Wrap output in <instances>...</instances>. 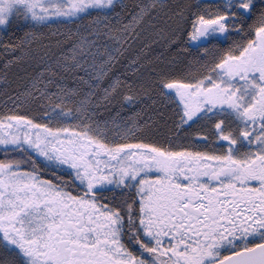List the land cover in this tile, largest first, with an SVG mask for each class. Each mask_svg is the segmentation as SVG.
<instances>
[{"label":"snow or ice","instance_id":"obj_1","mask_svg":"<svg viewBox=\"0 0 264 264\" xmlns=\"http://www.w3.org/2000/svg\"><path fill=\"white\" fill-rule=\"evenodd\" d=\"M0 264H264V0H0Z\"/></svg>","mask_w":264,"mask_h":264}]
</instances>
